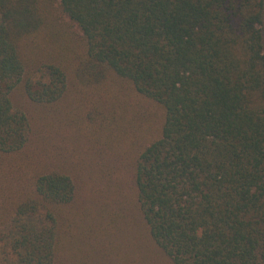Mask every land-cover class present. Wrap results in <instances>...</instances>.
<instances>
[{"label":"trees","instance_id":"trees-1","mask_svg":"<svg viewBox=\"0 0 264 264\" xmlns=\"http://www.w3.org/2000/svg\"><path fill=\"white\" fill-rule=\"evenodd\" d=\"M164 257L264 264V0H0V264Z\"/></svg>","mask_w":264,"mask_h":264},{"label":"rangeland","instance_id":"rangeland-1","mask_svg":"<svg viewBox=\"0 0 264 264\" xmlns=\"http://www.w3.org/2000/svg\"><path fill=\"white\" fill-rule=\"evenodd\" d=\"M132 195H133V193L130 196H132ZM136 222H137L136 225L133 226L134 227V232H133V235H132V239L133 240L135 239L136 241H139L138 244H137V257H138L141 254V246H142L140 244V241H141L140 237H143V233L145 231H144L143 226L141 225V222L140 221H136ZM128 233L130 235V232H128ZM123 238H126L125 234L123 235ZM142 247H144V246H142ZM131 248H134L136 250V246L134 247L132 245ZM147 251L152 256H155L156 259H157V257H162L161 254H159V251L157 250V248L155 247V245H153V244L152 245L150 244V246L147 248ZM157 260H159V259H157ZM161 260L162 261H158L159 264H170V262L165 257H164V259H161ZM142 264H152V263L147 262V263H142Z\"/></svg>","mask_w":264,"mask_h":264}]
</instances>
